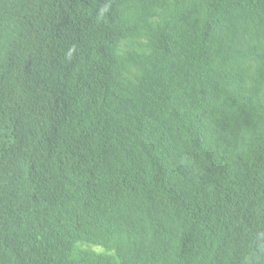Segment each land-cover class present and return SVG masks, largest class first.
Instances as JSON below:
<instances>
[{
	"label": "trees",
	"instance_id": "16d2710c",
	"mask_svg": "<svg viewBox=\"0 0 264 264\" xmlns=\"http://www.w3.org/2000/svg\"><path fill=\"white\" fill-rule=\"evenodd\" d=\"M263 256L264 0H0V264Z\"/></svg>",
	"mask_w": 264,
	"mask_h": 264
},
{
	"label": "clouds",
	"instance_id": "9594fccd",
	"mask_svg": "<svg viewBox=\"0 0 264 264\" xmlns=\"http://www.w3.org/2000/svg\"><path fill=\"white\" fill-rule=\"evenodd\" d=\"M204 142H205L204 136L201 133H199V135L196 137V143H197V145L204 147V145H203ZM193 155H195V154H193ZM115 161H116V159H114L109 154V152L107 151L106 154H105V158L102 161H100V163L98 165L103 166V167H108V166L112 165ZM122 162H124V160H122L120 163H122ZM86 193L89 195L88 197H89V201H90L91 205L96 208L98 205L94 201L93 196L90 193H88V192H86ZM119 204H120V206L123 209H127V211L133 217L136 218V220H135V222L133 224V226H134L136 224V222L138 221V218H139L138 217V213H137V209L135 208V206L131 202L123 200V198L120 200ZM154 210H155L154 208H151L149 210H144V211H142V214L141 215L142 216H145V215H148L149 213H154ZM124 226H125V234L127 236L129 235V237L133 236L132 233H129L127 231V221H124ZM85 245L86 244H78V246L80 248H84ZM94 249L98 250L97 247H94Z\"/></svg>",
	"mask_w": 264,
	"mask_h": 264
}]
</instances>
